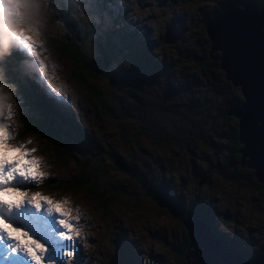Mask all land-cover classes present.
<instances>
[{
  "label": "rangeland",
  "instance_id": "obj_1",
  "mask_svg": "<svg viewBox=\"0 0 264 264\" xmlns=\"http://www.w3.org/2000/svg\"><path fill=\"white\" fill-rule=\"evenodd\" d=\"M38 1L39 6L35 0H0V51L7 48L11 54L20 53L24 60L14 66L20 65L25 75L34 80L36 89L43 91L44 101L51 106L55 104L56 111L64 113L62 117L67 115L75 122L64 147L74 159H88L97 148L90 130L96 136L93 126L100 113L91 104L81 84L69 78L66 68L70 63L48 40L56 33H71L81 44L79 37H83V33L65 25L56 5H51L49 0ZM214 1L57 0V3L64 2L63 8L71 17L86 22V32L93 35L92 44H81L82 48L85 47L81 51L93 59L98 72L99 78L93 88L99 90L104 114L110 117L117 115V119L123 120L127 126L126 131H121L127 137L131 160L136 169L148 175L153 195L145 196L137 185L127 181L124 187L128 192L138 189L135 198H121L118 204L101 209L95 208L90 197H83L78 190H32L25 184H38V181L16 177L10 186L21 190L31 188L30 191H40L57 201L66 199L81 215V238L65 240L58 235L64 231L58 224L60 217L56 213H48L46 206L37 211L27 202L12 209L0 205V217L6 213L8 223L27 231L45 246L42 264H173L170 250L178 246L181 238L174 215L185 205H192L205 214L212 228L208 230L222 236L218 237L224 248L232 246L240 254L258 249L264 228V200L240 182L234 183L218 174V164L226 148L220 144L221 139H217L221 132L216 131V135L209 125L195 131L162 112L152 110L151 118L142 120L141 113L146 112L145 109L107 84L125 86L127 79L132 85L141 82L144 86L158 88L163 100H186L197 105L194 101L198 84L187 80L182 71L175 68L194 53L190 46H186L187 50L185 44L194 43L197 49L200 42L199 16L214 7ZM48 12L53 15V20H48ZM175 24L181 41L169 47L170 44L166 45L159 35ZM22 37H27L28 42L25 43ZM108 41L114 44V51L103 47ZM130 46L135 47L134 52ZM12 97L0 92V109L5 104L10 105L12 115L8 121V112L4 110L0 114V123L9 124L17 142L32 141L29 147L37 149L36 156L45 165L42 171L46 178L67 179L73 168L71 162L56 167L52 160L49 161L42 143L31 134L18 131L23 126L24 107L20 103L23 101ZM153 98L157 100L154 95ZM141 121L147 128L152 126L154 136H161L159 142H166V149L159 151L160 157H154V149L144 140L145 134L138 132ZM217 123L224 125L223 122ZM178 125H181L180 133L175 132ZM102 131H107L110 138L121 143L122 136L109 118L102 123ZM118 152L125 155L122 149ZM106 167L113 178L122 173L118 166ZM200 172L203 176L198 175ZM130 177L133 178V174ZM201 177L202 181L197 185L196 180L198 182ZM7 243V240L0 242V264H34L25 253L13 255ZM187 249L190 250L189 247ZM67 252L73 253L71 259Z\"/></svg>",
  "mask_w": 264,
  "mask_h": 264
},
{
  "label": "trees",
  "instance_id": "obj_2",
  "mask_svg": "<svg viewBox=\"0 0 264 264\" xmlns=\"http://www.w3.org/2000/svg\"><path fill=\"white\" fill-rule=\"evenodd\" d=\"M250 1L257 10L264 11V0ZM35 2L37 6L40 5L38 0H35ZM49 3L51 5H56L65 25L75 30L82 31L83 37L82 35L79 37L82 40L81 44L85 42L90 44L93 43L91 39L93 35H89L86 32L87 23L80 18L77 20L76 17H71L69 12L63 8L64 2L57 3V0H49ZM214 3V7H210L204 15L201 14L199 16L200 42H198L197 49L194 43L185 44L184 47L189 50L186 46H190L194 53L189 56V60H185L181 63V66H178L179 68H175L182 71V76H186L187 80L195 82L196 85L198 84L195 88L197 93H195L196 100L194 101L197 105L190 103V101L186 102V100H163L158 88L152 87L151 85L144 86L141 82L132 85L128 83L127 79V85L125 86L110 82L107 84L113 85L111 87L117 90L120 95L128 97V99L133 101L138 107L145 109L144 111L146 112L141 113L142 120L150 119V115H153L150 112V110H152L154 112H162V114H166L175 122H179L185 127L190 126L195 131L206 129L209 125V129L213 133L216 131L221 132V135L215 134L218 137L217 139H221L220 144L224 145L226 148L218 164V174L234 183L240 182L264 200V177L261 182H257L252 174V168H247L245 166L241 167L236 163H233L232 167L228 166V163L238 160L239 153L237 150L241 147V143L236 139V119L230 114L225 115V113L240 102L241 96L237 86H232L231 83L224 78L222 70L217 67V59L206 58L210 47V39L205 33L204 22L206 19H211L214 14L225 8L226 5L232 4L240 7L241 2L240 0H216ZM53 18V15L48 12V20H53ZM171 27L172 28H169L170 30L167 31L166 28L159 35V38L164 41L166 45L170 44L169 47L171 45H178L181 41V36L179 37V32L177 30L178 25L175 24ZM170 31H175L177 35L173 41L168 42L166 35ZM70 34L56 33V35L50 36L48 40L57 48L58 53L64 56L63 58L70 63L66 68L69 78L81 84L86 92V96L91 99V104L100 113L95 126H93L96 131V136L89 129L97 148L93 150V156L88 159L76 160L64 147L63 144L68 143L67 141L70 139L69 132L71 128L75 126V122L71 118H68L66 114V117H62L61 114L64 113L56 111L55 104L51 106L44 101L43 91L36 89L34 80L28 76L29 79L25 75V71L21 70L20 65L14 66L20 62V60H24L21 59L20 53L11 54L10 49L8 50L7 48L6 51H0V92L15 97L19 102L20 100L23 101L20 102L24 107V114L22 116L23 126L19 128L18 131L20 133L31 134L37 141L42 143L43 150L45 149L44 151L49 155V161L52 160L56 164V167H63L68 162L73 164V168L69 171L68 177L65 180L49 176L42 183L39 182L33 185L25 184V186H31L32 190L39 188L51 192L78 190L83 197H90V201L95 208L100 207L101 209L118 204L121 198L127 199L130 196H133L131 200L135 198L138 189H134L132 193L128 192L126 187H124V183L127 181H132L133 184L140 188V191L144 193L145 196L151 197V195H153V189L148 184V175L145 174L144 171L136 169L134 166L130 157L128 145H126L127 137L121 131V129L126 131L127 126L123 120L117 119V115H113V118L104 114L99 90L93 88V84H95L99 78L98 72L94 67L95 63L90 56L81 51V49L85 50V47L83 46L82 48L81 44H78ZM109 43L111 42H106L103 47L106 50L114 51V44ZM130 47L131 51L134 52L135 47ZM217 55V50L210 52V56ZM152 63L154 64V61H152ZM174 66L177 65L175 64ZM131 76H135V74ZM153 95L157 97V100L153 98ZM96 110L93 111L95 117ZM106 118L110 119L111 125L121 134V143H116L110 138L107 131H102V123H105ZM128 121L131 122L130 119H128ZM217 122H223L224 125L219 126ZM181 125H178L175 131L176 133H180ZM137 128L139 130L138 132L145 134L144 140L148 145L151 144L149 145L150 148L154 149V151H152L154 157H160L159 151L160 149H166V142H159L158 139H160L161 136L159 137L158 134L154 136L151 130L152 126L147 128L142 121L138 124ZM145 141H142V143L147 145ZM179 147L180 146L177 148ZM119 149H122L125 155L118 152ZM146 151L149 154L148 149H146ZM150 160L151 159L148 158L149 162ZM106 166L120 167L122 170L121 175L117 178L111 177ZM106 173L111 178L110 183H108L110 178ZM131 174H133V178L130 177ZM200 183L196 180L197 185ZM31 188L29 190H31ZM178 212L179 213H175L176 215L174 216L175 222L181 232V238L178 246H175L170 252L173 258V264H188V262L185 263L184 259L188 239L181 225V221L188 215H197L205 221L209 229L212 228L205 214L192 205H185L180 208ZM30 223L32 224V221H30ZM216 233L218 235L214 234L219 239L221 235L218 232ZM227 249L232 252H237L232 246ZM256 254H264V228L261 242L258 243V249L253 252H244L240 255L251 258Z\"/></svg>",
  "mask_w": 264,
  "mask_h": 264
},
{
  "label": "water",
  "instance_id": "obj_3",
  "mask_svg": "<svg viewBox=\"0 0 264 264\" xmlns=\"http://www.w3.org/2000/svg\"><path fill=\"white\" fill-rule=\"evenodd\" d=\"M240 2V7L228 4L205 20V33L210 39L206 58L217 59L224 78L237 86L241 96L240 102L225 113L236 119V139L241 143L238 160L228 166L236 163L252 168L256 181L261 182L264 177V11L257 10L250 0ZM176 35L175 31L167 33L168 42ZM214 50L218 55L210 56ZM181 225L188 239L185 263L264 264V254L247 258L224 248L197 215L186 216Z\"/></svg>",
  "mask_w": 264,
  "mask_h": 264
},
{
  "label": "snow or ice",
  "instance_id": "obj_4",
  "mask_svg": "<svg viewBox=\"0 0 264 264\" xmlns=\"http://www.w3.org/2000/svg\"><path fill=\"white\" fill-rule=\"evenodd\" d=\"M25 43L27 37H22ZM7 110V120L11 121L10 105H3L0 114ZM31 140L27 142H17L10 131L8 123H0V205L7 206L8 209L19 208L25 202L31 204L39 211L42 206L47 207L48 213H56L60 217L58 224L64 231L58 235L65 240L81 238V227L79 222L81 215L79 210L70 206L68 200L57 201L51 196H45L40 191L21 190L10 186L16 177L25 180H35L43 182L46 173L42 171L45 167L43 162L37 158V149L29 147ZM76 212V215H73ZM7 240V248L13 254L25 253L34 264H42L46 248L38 240L33 239L27 231L14 227L3 217H0V242ZM69 259L73 253L67 252Z\"/></svg>",
  "mask_w": 264,
  "mask_h": 264
},
{
  "label": "bare ground",
  "instance_id": "obj_5",
  "mask_svg": "<svg viewBox=\"0 0 264 264\" xmlns=\"http://www.w3.org/2000/svg\"><path fill=\"white\" fill-rule=\"evenodd\" d=\"M198 175H201V176H203V172H200V173H198Z\"/></svg>",
  "mask_w": 264,
  "mask_h": 264
}]
</instances>
